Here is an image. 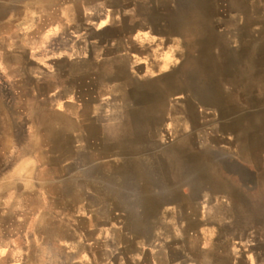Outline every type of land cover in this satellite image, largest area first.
<instances>
[{
    "label": "crops",
    "instance_id": "crops-1",
    "mask_svg": "<svg viewBox=\"0 0 264 264\" xmlns=\"http://www.w3.org/2000/svg\"><path fill=\"white\" fill-rule=\"evenodd\" d=\"M9 1L0 264H264V0Z\"/></svg>",
    "mask_w": 264,
    "mask_h": 264
},
{
    "label": "rangeland",
    "instance_id": "rangeland-1",
    "mask_svg": "<svg viewBox=\"0 0 264 264\" xmlns=\"http://www.w3.org/2000/svg\"><path fill=\"white\" fill-rule=\"evenodd\" d=\"M9 0H0V8L2 9H8L9 8ZM77 2L80 3L81 7H86L87 9L93 10L96 8L97 10H100L102 8L106 7H120V0H65L64 1V7H75L77 5ZM9 16L2 15L0 16V27L2 26H8L9 25ZM11 22H14V19L11 20Z\"/></svg>",
    "mask_w": 264,
    "mask_h": 264
},
{
    "label": "bare ground",
    "instance_id": "bare-ground-1",
    "mask_svg": "<svg viewBox=\"0 0 264 264\" xmlns=\"http://www.w3.org/2000/svg\"><path fill=\"white\" fill-rule=\"evenodd\" d=\"M77 6H80V5L77 4L76 7H77ZM3 34L8 35V31H7V29H6V31H5Z\"/></svg>",
    "mask_w": 264,
    "mask_h": 264
}]
</instances>
